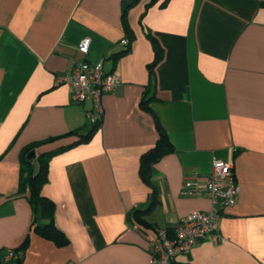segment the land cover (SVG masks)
<instances>
[{
	"label": "crops",
	"instance_id": "0c3cea01",
	"mask_svg": "<svg viewBox=\"0 0 264 264\" xmlns=\"http://www.w3.org/2000/svg\"><path fill=\"white\" fill-rule=\"evenodd\" d=\"M102 59L121 83L92 122L91 101L58 78ZM159 127L171 149L147 184L140 160ZM27 148L35 170L46 161L41 194L63 244L33 228L19 191ZM215 158L234 164L239 199L217 219L219 237L175 264H264V0H0V251L29 236L20 264H152L158 230L211 209L180 192Z\"/></svg>",
	"mask_w": 264,
	"mask_h": 264
},
{
	"label": "built area",
	"instance_id": "2783aa9c",
	"mask_svg": "<svg viewBox=\"0 0 264 264\" xmlns=\"http://www.w3.org/2000/svg\"><path fill=\"white\" fill-rule=\"evenodd\" d=\"M121 43L128 45V39ZM91 38L84 37L78 51L86 56L90 51ZM59 83L70 86L71 96L75 102L90 100L92 109L88 111V117L92 122L102 119L104 114L103 97L114 91L121 83L117 71L108 72L104 68L103 59L90 63L78 62L71 70L58 78ZM241 192L234 164L230 161L215 158L212 163V171L204 182L194 172L185 180L180 194L182 196H205L212 202L209 210H194L181 218L169 234L166 229H160L156 238L151 242L152 264H175L180 255L187 256L199 241L210 236L219 237L217 219L221 213L236 205ZM18 257L15 249L0 251V264L13 261Z\"/></svg>",
	"mask_w": 264,
	"mask_h": 264
},
{
	"label": "trees",
	"instance_id": "16d2710c",
	"mask_svg": "<svg viewBox=\"0 0 264 264\" xmlns=\"http://www.w3.org/2000/svg\"><path fill=\"white\" fill-rule=\"evenodd\" d=\"M156 57L150 64L152 68L161 57V50L156 46ZM160 129V136L157 144L146 151L140 160V176L147 184L152 182L153 167L160 157L171 149V145L167 139L165 131ZM31 148H27L22 155V163L20 168L19 191L29 192V202L33 209L34 221L33 228L41 235L53 240L57 244L66 242V237L57 228L54 221V204L53 202L41 194V188L47 181V164L42 160L39 170H35L33 163L26 160L27 153ZM29 236L23 241L22 245L15 249L18 257L13 263L20 264L24 256V250L27 247ZM10 263V262H9Z\"/></svg>",
	"mask_w": 264,
	"mask_h": 264
},
{
	"label": "water",
	"instance_id": "95a60500",
	"mask_svg": "<svg viewBox=\"0 0 264 264\" xmlns=\"http://www.w3.org/2000/svg\"><path fill=\"white\" fill-rule=\"evenodd\" d=\"M35 157H36V151L35 149H31L26 155V160L28 162H32Z\"/></svg>",
	"mask_w": 264,
	"mask_h": 264
}]
</instances>
